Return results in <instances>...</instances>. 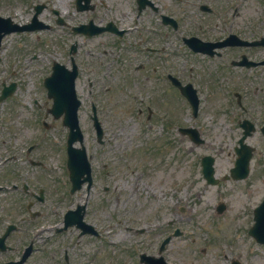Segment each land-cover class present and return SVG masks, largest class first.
<instances>
[{
    "label": "rangeland",
    "instance_id": "rangeland-1",
    "mask_svg": "<svg viewBox=\"0 0 264 264\" xmlns=\"http://www.w3.org/2000/svg\"><path fill=\"white\" fill-rule=\"evenodd\" d=\"M46 1L48 6L61 11L68 23L74 19L83 21L88 14H73V0ZM129 1V7H125L124 3L116 6L122 8L123 16L119 18L122 27L130 30L125 41L134 43V36L141 27L135 24L133 0ZM28 2L4 0L6 5L0 7L5 11L7 7L10 8L16 20L24 23L32 15ZM10 3L12 7H9ZM167 3L170 4L167 8L173 10L172 15L182 21L179 32L168 31L170 45L167 62L174 66V70H158L156 75L153 70H135V65L128 70H81L78 93L83 100L80 120L86 136V147L95 172L102 171L106 176L104 180L97 181L89 199L86 220L99 224L101 236H79V231L74 228L55 235L54 230L48 229L37 244L45 253L37 251L30 264H60L59 258L63 260L65 254L69 256V262L65 264H134L135 245L139 240L146 241L147 232L140 236L133 230L146 227L150 220L155 219L158 211H163L170 204L171 208L175 204V211L168 218H174L175 226L184 231V235L173 241V249L177 253L175 257L185 264H228L221 259V252H226L230 257L244 260L243 254L249 241L242 235L240 243L233 245L224 240L232 230L220 238L218 232L219 229H230V226L234 228L236 222L241 225L249 221L248 215L241 210L250 200L245 187L253 190L255 193L252 194L256 197L261 195L264 185V137L261 133H256L247 141L257 148L248 179L234 182L222 177L229 173L236 159L234 148L241 137L238 120L252 118L264 124V91L256 92L257 87L264 89V70L247 71L248 77L241 70H222L217 67L216 61L192 53L183 44L181 36L196 33L204 37V32L217 34L213 29L221 26L218 25L219 18L202 14L199 5L203 3L217 9L221 5L241 4L240 16L236 20L241 26L250 20L255 31L261 33L264 31V0H183L182 3L167 0ZM107 9L110 14L108 18L114 17L112 5ZM47 15V21L54 19L49 11ZM159 28L162 33L168 30L162 26ZM58 29L54 26L51 30L40 32L42 37L38 40L33 38V34H25L15 35L4 42V68L18 70L17 78L27 82L31 90L39 89V80L51 70L54 61L68 63L65 56L68 57L69 46L78 38L72 36L69 28ZM158 39H162L160 34L155 36V40ZM78 40L84 51L95 52L97 48L103 53L102 49H105L109 57L120 53V56L128 59L136 58L134 48L120 50L114 47L117 39L109 34ZM253 54L256 59H261L264 49H255ZM171 71L177 72L198 89L202 114L197 122L204 127L202 133L206 140L201 146L191 144L177 131L179 124L196 125V120L187 111L183 97L169 88L166 74ZM254 76L256 80L253 84ZM89 80L94 83L91 94ZM233 91L243 93L247 114L238 108ZM92 100L100 107V120L106 132V143L103 145L96 142L89 119ZM5 104L4 114L9 112V105L7 102ZM149 107L154 111L151 121L146 120L145 114L142 116L139 113L140 108L147 112ZM6 117L5 114L4 121H7ZM29 122L34 138L36 125L32 118ZM6 129L4 124L2 131ZM45 153L46 167L38 172L31 171V181L35 189L39 186L47 189V202L42 208L46 215L44 222L51 224L60 220L58 216H52L51 211L67 212L87 197L84 192L82 195H69L68 176L60 146L45 148ZM208 154L216 157L215 170L220 178L216 186L208 185L202 175L200 161ZM145 166L149 169H144ZM131 168L135 171L132 172ZM104 185L109 187V191L104 192ZM179 185H183V189L177 192L175 189ZM221 198L229 208L222 218L217 219L212 211ZM0 199V209L4 205L7 210V198L0 195ZM177 204L186 209L177 211ZM240 210L242 215L239 217ZM127 226L134 229L125 230ZM121 228L123 241L112 245L109 242L110 229L118 232ZM146 228L152 231L150 227ZM240 231L237 229V232ZM256 252L258 255L253 257V264H264V251L258 249Z\"/></svg>",
    "mask_w": 264,
    "mask_h": 264
},
{
    "label": "flooded vegetation",
    "instance_id": "flooded-vegetation-1",
    "mask_svg": "<svg viewBox=\"0 0 264 264\" xmlns=\"http://www.w3.org/2000/svg\"><path fill=\"white\" fill-rule=\"evenodd\" d=\"M31 1L36 2L32 3ZM151 1L155 4L156 9L151 5L144 8L143 11L138 9L139 16L142 15L144 11H147L148 15L144 20L147 26L136 35L137 44L134 48L136 51L134 54V57H136L135 59L132 60V58L128 59L125 56H120V53L116 57L111 58L105 53L107 51L105 49L102 51L103 53L95 51L83 54L80 52V46H78L77 54L74 59L78 70H128L132 65H135V70H154V72H156V70H170L169 68L173 70L174 66L167 62L169 55L168 48L170 45L169 35L163 34V37L161 36L162 39L155 40V36L158 35V32L154 33L152 30L153 27L159 29V25H163L164 28L166 27L168 30L173 29L172 26L164 25L162 22V15H169V8H167L168 3L162 0ZM28 3L32 10V15L28 22L32 19V27L34 30L49 29L45 23L47 17L46 11L48 9L47 1L29 0ZM10 4L9 7H12V4ZM1 5H6L4 4V0H0V6ZM116 5L118 4L113 3L112 9L115 12L114 15L117 20H119L118 18L123 16L121 12L122 8L119 9L120 6L118 5L119 7H117ZM86 6L88 9L83 12L89 15L87 22H97L98 24L95 23L96 25L105 27L113 21V25L118 29L120 28V20L118 22L116 19L114 20L113 17L108 19L110 14L106 2H95V0H91L90 4ZM162 7L165 8L160 12V8L162 9ZM51 11L54 15L55 24H57L56 20L58 13L56 10ZM119 11L121 13H119ZM226 11L227 10H224L225 16H227ZM237 11L238 9L236 8L234 12ZM103 12L104 14H102ZM77 13H79V11L77 10L76 0H74L73 14ZM92 14H94V18L96 19H93ZM226 19L227 18H224L223 20L225 24L227 23ZM15 21L14 15L10 13V8L7 7L5 11L0 7V37H2L0 62L5 52L3 42L9 37L14 36L12 30L14 29ZM79 23V21L74 19L73 25H71V31L75 36H78L75 29L81 25ZM228 23L230 31H227L226 28L223 29L222 27H218L213 29L217 33L216 38H213L214 35L211 34L210 37L213 39L210 40L207 38L206 40L221 41L234 35L242 41L251 42L261 37L255 31L254 24L245 22V25L241 26L239 22L229 21ZM106 33L109 34L111 32H105L104 34ZM126 34L127 30L121 39H123ZM114 35H118V33ZM203 35L207 37L206 33H203ZM250 49H252V47L234 46L225 48V51H229L226 56H217L218 59H221V63L217 67L224 70H226L225 66L228 67V70H251L246 67L234 66V64L244 59V57L253 59ZM120 50L125 49L121 46ZM15 75L16 70H1L0 67V97L5 87L9 88V92H11L10 97L4 102H7L9 105V112H5L7 121L3 120L5 115L3 110L0 111V193L8 200V209L6 210L5 206H2V209H0V234H2L9 225L15 224L18 226L7 239L8 242L12 243V250L9 251L12 253L21 250L20 246L22 245L21 243H23V235L21 233L24 232L26 226L31 225V220L28 216L30 212L25 210L24 207V204L27 203L28 206L32 199L30 190L25 188V182L30 177L31 166L44 163L46 145L48 144L50 147L56 142V133L59 128L58 123L62 122L60 118H56L51 112L53 101L49 98L44 85L46 77L39 83L38 90L35 89L33 92H30L31 88L27 86V82L22 78H17ZM26 102L30 104L31 109L26 107ZM4 107L5 106H3V108ZM30 118L34 120L36 125L34 138H32L30 132ZM4 124H6L7 129L2 131ZM40 127H42L43 130H41ZM262 181L264 182V179ZM259 203L260 200L252 204L249 201L246 206L247 214H254ZM10 206L12 207L10 208ZM169 225H172V222H167L160 233L156 232L153 234L150 246L156 251L153 255L154 257L161 256L166 263L173 264L170 258L174 259L177 253L173 249L172 242L168 243L160 254L162 240L169 233ZM164 234L166 235L160 239ZM179 261L184 263L181 259H179Z\"/></svg>",
    "mask_w": 264,
    "mask_h": 264
},
{
    "label": "water",
    "instance_id": "water-1",
    "mask_svg": "<svg viewBox=\"0 0 264 264\" xmlns=\"http://www.w3.org/2000/svg\"><path fill=\"white\" fill-rule=\"evenodd\" d=\"M193 43V41H190ZM196 50H202V51H207L206 49L203 48H195ZM66 70H56L54 74V83L56 84L54 87V90L57 91V109L60 110V112H65L67 111L68 116L66 120V124H68L71 127V135H70V145L74 143L75 141H80L81 143L83 142V135L81 133L79 123H78V118H77V107L80 105V101L77 100L76 98V93L74 90V85H73V79L68 82L66 79L71 77ZM70 83V85H68ZM245 127L246 124H244ZM252 129V127H251ZM250 133V130H247L245 132V137L242 138L241 142L246 138V136ZM102 136V133L100 131L99 137ZM72 159H73V170L75 176L81 177L85 173L90 175V164L87 161L86 154H85V149H72ZM248 162V157L247 158H242L240 160V166L241 165H246ZM239 166V169H240ZM205 173L206 176L208 177L209 181L212 180V174H213V168H212V163L209 161L205 164ZM88 179L90 180V176H88ZM81 181L79 180L78 186H80Z\"/></svg>",
    "mask_w": 264,
    "mask_h": 264
},
{
    "label": "bare ground",
    "instance_id": "bare-ground-1",
    "mask_svg": "<svg viewBox=\"0 0 264 264\" xmlns=\"http://www.w3.org/2000/svg\"><path fill=\"white\" fill-rule=\"evenodd\" d=\"M59 1L61 2L62 0H59ZM114 237L119 239V240H123L122 239V232L120 230L114 235Z\"/></svg>",
    "mask_w": 264,
    "mask_h": 264
}]
</instances>
